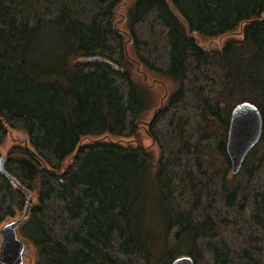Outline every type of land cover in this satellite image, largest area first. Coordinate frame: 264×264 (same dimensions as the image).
<instances>
[{"label": "trees", "instance_id": "16d2710c", "mask_svg": "<svg viewBox=\"0 0 264 264\" xmlns=\"http://www.w3.org/2000/svg\"><path fill=\"white\" fill-rule=\"evenodd\" d=\"M122 2L0 0V225L27 190L34 264H264V0ZM142 68L175 84L157 153ZM241 101L262 131L233 173Z\"/></svg>", "mask_w": 264, "mask_h": 264}, {"label": "water", "instance_id": "95a60500", "mask_svg": "<svg viewBox=\"0 0 264 264\" xmlns=\"http://www.w3.org/2000/svg\"><path fill=\"white\" fill-rule=\"evenodd\" d=\"M90 60L100 61V57H90ZM262 131V118L257 106L249 101L237 103L230 112L226 152L231 162V172L236 173L250 149L258 142ZM4 156H0V168ZM14 183L16 181L13 180ZM26 194V203L21 216L5 222L0 228V263L22 264L26 245L17 234V226L28 215L32 195ZM171 264H194L189 255L175 258Z\"/></svg>", "mask_w": 264, "mask_h": 264}, {"label": "rangeland", "instance_id": "374dc122", "mask_svg": "<svg viewBox=\"0 0 264 264\" xmlns=\"http://www.w3.org/2000/svg\"><path fill=\"white\" fill-rule=\"evenodd\" d=\"M135 1L136 0H123L122 4L120 5V8L118 9L119 10L118 18H122V21H124V17H122V15L126 14L127 9H129L135 3ZM119 25L120 27L123 28V25H121L120 23ZM232 36L238 38L239 34L235 33ZM142 69H141V72H138L136 71V69H134L133 79L135 80L136 84L140 86V88L142 89V92H144L149 97L150 105L145 115L143 116L142 121L140 122L139 138L141 139V142L144 143L145 145L150 144L152 146L150 148H152V150L155 152L156 146L151 144V141L149 137L147 136L144 127L146 126L150 117L153 115L155 108H157L158 106H161L162 104L166 102L168 96L171 94V92L175 88V84L168 77L162 76L159 73H153L147 69H144V70ZM17 133L20 134V136H22L23 134L20 131H18ZM17 133L15 132L14 136L17 135ZM14 136L11 134L9 138L5 140V143L6 141L7 143L8 142L10 143V140ZM84 141H86V139ZM3 150L1 149L2 154H3ZM1 226L2 224L0 225V228ZM16 231H17V234L21 238H24V236L22 235L21 224L17 226ZM36 258H37V253H36L35 248L30 243L26 242V249L24 252V258H23L22 264H34Z\"/></svg>", "mask_w": 264, "mask_h": 264}, {"label": "bare ground", "instance_id": "6f19581e", "mask_svg": "<svg viewBox=\"0 0 264 264\" xmlns=\"http://www.w3.org/2000/svg\"><path fill=\"white\" fill-rule=\"evenodd\" d=\"M261 118H262V117H261ZM227 155H228V154H227ZM180 256H181V255H180ZM177 257H179V256H177ZM177 257H176V258H177Z\"/></svg>", "mask_w": 264, "mask_h": 264}]
</instances>
